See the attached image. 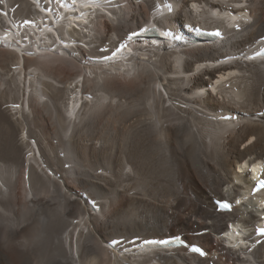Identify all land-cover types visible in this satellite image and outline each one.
Returning <instances> with one entry per match:
<instances>
[{"label": "bare ground", "instance_id": "6f19581e", "mask_svg": "<svg viewBox=\"0 0 264 264\" xmlns=\"http://www.w3.org/2000/svg\"><path fill=\"white\" fill-rule=\"evenodd\" d=\"M160 1L0 0V264H264V0ZM173 235L206 255L130 243Z\"/></svg>", "mask_w": 264, "mask_h": 264}, {"label": "snow or ice", "instance_id": "6c2138e0", "mask_svg": "<svg viewBox=\"0 0 264 264\" xmlns=\"http://www.w3.org/2000/svg\"><path fill=\"white\" fill-rule=\"evenodd\" d=\"M28 23H31V21H29ZM237 203H238V202H237ZM223 206H224V207H228L229 205L224 204ZM259 231H260L262 234H264V229H260Z\"/></svg>", "mask_w": 264, "mask_h": 264}, {"label": "rangeland", "instance_id": "374dc122", "mask_svg": "<svg viewBox=\"0 0 264 264\" xmlns=\"http://www.w3.org/2000/svg\"><path fill=\"white\" fill-rule=\"evenodd\" d=\"M56 138L53 137V140H55Z\"/></svg>", "mask_w": 264, "mask_h": 264}]
</instances>
